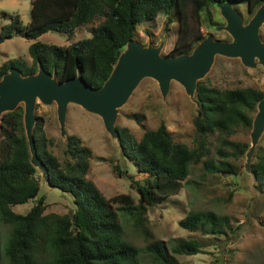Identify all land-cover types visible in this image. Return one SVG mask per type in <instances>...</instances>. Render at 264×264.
<instances>
[{"label": "trees", "instance_id": "16d2710c", "mask_svg": "<svg viewBox=\"0 0 264 264\" xmlns=\"http://www.w3.org/2000/svg\"><path fill=\"white\" fill-rule=\"evenodd\" d=\"M185 0H33L31 21L24 25L15 15L9 25L0 29V38L21 36L36 41L30 47L32 62L20 58L0 66V81L12 68L23 76L36 74L39 66L56 74L60 82L72 79L81 69L93 89H100L111 76L121 54L131 41L138 38L142 23L153 21L160 14L168 17V25L178 17L181 29H187ZM230 2L238 10L246 5L257 11L264 0H195L198 15L207 11L212 25V8ZM88 28L92 37L73 42L67 47L37 41L49 32L60 33L72 41L78 30ZM205 37L197 39V45ZM225 40H231L228 36ZM177 42L172 56L193 51ZM195 48V47H194ZM198 112L194 125L198 140L194 148L175 141L166 124L146 131L140 141L128 128L117 127L120 146L125 157L136 164L138 176L131 179V194L107 199L97 185L87 178L93 151L76 135L67 137L61 162L50 150L52 140L45 132V120L36 118L34 140L40 161L49 171L50 186L72 196L75 208L68 214H46V198L40 197L39 170L31 163V154L24 126V107L3 115L0 129V220L11 228L4 255L10 264H141L140 250L124 239L119 212L134 220V226L147 241V251L156 264H178L179 256L203 253V245L195 239H181L172 250L163 241L153 239L148 211L180 193L190 175L192 165L204 164L211 173L237 174L228 158L248 151L247 144L231 138L240 129H253L264 89L247 87L225 89L203 81L196 94ZM220 136L221 147L217 163L209 155V139ZM227 148H232L233 153ZM120 173L119 166H115ZM258 185L264 187V148H259L253 164ZM126 173V171H125ZM30 201L36 204L26 214L13 207ZM118 206V210L115 209ZM182 229L223 236L230 227L229 218L215 213L191 211L180 222ZM264 225V223H263ZM209 227L210 230H206ZM50 250V252H49ZM2 259L0 244V264Z\"/></svg>", "mask_w": 264, "mask_h": 264}, {"label": "rangeland", "instance_id": "374dc122", "mask_svg": "<svg viewBox=\"0 0 264 264\" xmlns=\"http://www.w3.org/2000/svg\"><path fill=\"white\" fill-rule=\"evenodd\" d=\"M32 2L33 0H0V29L9 25L15 15H20L23 24L28 25L31 21ZM238 11L243 15L245 24L257 12H249L246 5L239 7ZM184 12L187 19L186 30L181 29L177 16L173 15V23L168 25V17L160 14L153 21L142 23L138 27V38L135 41L143 46H160L164 43L163 55H171L180 38L181 44L194 50L199 37L213 35L216 39L225 40L230 36L225 31H218L226 26L219 8L211 9L214 25L207 11L197 14L195 0H185ZM91 37L89 29L83 28L76 32L72 41L56 32L46 33L37 41L67 47L73 42ZM261 38L264 42V25L261 28ZM35 42L17 35L6 39L0 44V66L20 58L31 63L30 47ZM202 81L222 90L247 87L264 89V68L260 64L256 68H248L240 59L218 56ZM197 112L196 95L192 99L180 83L174 81L169 94L164 97L158 82L148 78L141 82L127 104L120 109L117 127L128 128L133 137L140 141L146 131L157 130L164 123L175 141L194 148L198 140L194 125ZM36 116L44 118L46 135L53 142L50 150L61 162L66 159L67 137L76 135L84 146L93 151L87 178L97 185L104 196L111 199L117 195L131 194L138 200V193L131 187L129 177L142 179L144 175L138 176L136 164L123 155L119 141L107 132L99 116L71 104L67 115L66 136L61 133L56 104L46 106L39 103ZM252 130L240 129L231 138L233 142L249 146L246 153H237L228 158L236 167L237 174L211 173L205 169L204 164L192 165L180 193L149 209L147 216L154 240L163 241L169 250L181 239H195L203 245L202 254L179 256L178 264H264V187L258 185L253 172L258 150L264 148V133L249 160ZM220 147V136H210L209 155L206 160L212 159L218 163L221 160L218 154ZM227 150L233 153L232 148ZM115 166H119L120 173ZM39 178V198H46V214L64 215L74 210L71 195L51 187L40 170ZM35 204V201H30L13 207V210L26 215ZM114 207L118 210L117 205ZM191 211L205 214L212 212L228 217L230 227L227 228V233L216 236L182 229L179 222ZM118 212L124 229V239L140 250L141 264H156L147 251L146 239L136 230L133 218L124 212ZM206 230L210 228L207 227ZM10 232L11 228L0 220L1 264H10L4 255Z\"/></svg>", "mask_w": 264, "mask_h": 264}, {"label": "water", "instance_id": "95a60500", "mask_svg": "<svg viewBox=\"0 0 264 264\" xmlns=\"http://www.w3.org/2000/svg\"><path fill=\"white\" fill-rule=\"evenodd\" d=\"M218 8L226 21V26L218 31L227 32L231 40H220L209 35L191 53L179 56L163 55L164 43L160 46H143L137 41H131L100 89H93L87 83L81 69L76 77L65 82H60L56 74H50L42 65L36 74L29 76H23L16 68L10 69L0 81V129L4 114L14 112L20 106L24 107V126L31 163L42 172V177L50 185L49 171L40 161L34 140L39 103L57 105L63 136L67 134L68 109L73 104L99 116L107 132L120 143L121 136L117 128L119 111L143 80H156L164 97L169 94L171 84L178 82L194 99L198 83L210 72L218 56L240 59L248 68H256L258 64L264 68V42L261 38L264 5L247 24L243 15L230 2L219 4ZM5 40L0 38V44ZM257 110L251 133L249 160L264 133V99L259 102Z\"/></svg>", "mask_w": 264, "mask_h": 264}]
</instances>
